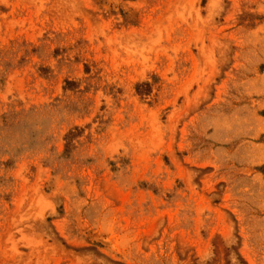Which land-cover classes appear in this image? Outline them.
I'll use <instances>...</instances> for the list:
<instances>
[{
    "label": "rangeland",
    "instance_id": "obj_1",
    "mask_svg": "<svg viewBox=\"0 0 264 264\" xmlns=\"http://www.w3.org/2000/svg\"><path fill=\"white\" fill-rule=\"evenodd\" d=\"M0 264H264V0H0Z\"/></svg>",
    "mask_w": 264,
    "mask_h": 264
},
{
    "label": "bare ground",
    "instance_id": "obj_2",
    "mask_svg": "<svg viewBox=\"0 0 264 264\" xmlns=\"http://www.w3.org/2000/svg\"><path fill=\"white\" fill-rule=\"evenodd\" d=\"M102 242L106 243V244H110L109 241L105 240V239H100Z\"/></svg>",
    "mask_w": 264,
    "mask_h": 264
}]
</instances>
